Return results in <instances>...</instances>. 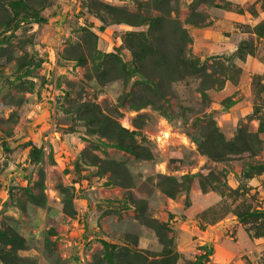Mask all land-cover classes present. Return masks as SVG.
<instances>
[{
  "label": "rangeland",
  "instance_id": "1",
  "mask_svg": "<svg viewBox=\"0 0 264 264\" xmlns=\"http://www.w3.org/2000/svg\"><path fill=\"white\" fill-rule=\"evenodd\" d=\"M0 264H264V0H0Z\"/></svg>",
  "mask_w": 264,
  "mask_h": 264
}]
</instances>
